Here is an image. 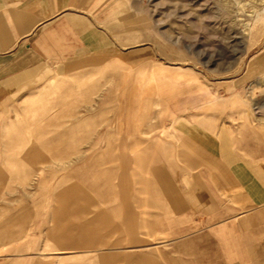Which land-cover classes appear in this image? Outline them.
Returning a JSON list of instances; mask_svg holds the SVG:
<instances>
[{
  "label": "rangeland",
  "instance_id": "374dc122",
  "mask_svg": "<svg viewBox=\"0 0 264 264\" xmlns=\"http://www.w3.org/2000/svg\"><path fill=\"white\" fill-rule=\"evenodd\" d=\"M78 9L89 18L90 26L104 32L108 47L103 59L73 69L82 73L81 79L67 80L79 89L87 85V94H46L40 106L46 112L3 113L14 123L35 126L0 129V141L7 136L16 140L19 133L26 140L19 147L22 155L30 147L41 150L40 158L27 161L31 174L26 179L16 174L0 176V264H55V255L61 253L73 257L65 264H176L175 241L129 248L116 216L105 227L108 245L58 251L48 232L53 217L43 216L37 229L31 219L19 222L17 215L28 209L30 201L55 199L60 193L57 188L80 181L73 173L80 172L85 160L91 164L90 172L99 177L107 174L112 186L106 194L117 199L120 164L143 151L145 131L155 135L164 130V122L175 126L176 119L203 118L218 125L228 120V140L234 151L246 157V153L264 155V0H81ZM110 65L114 71L107 68ZM173 68L185 69L186 76L195 77L204 89L187 85L188 77L177 81L174 94L161 93L154 83L149 84L152 70L166 79L173 75ZM65 82L64 78L47 80L41 87L47 93ZM50 100L58 105L50 107ZM10 102L15 109L17 97ZM65 107L73 110H60ZM2 118L0 114V122ZM49 119L64 124V129L81 125L54 153L40 142V126ZM6 146L10 152L17 151V145ZM4 149L0 143V153ZM15 162L0 158V171L12 172ZM125 171L129 174L130 169ZM87 193L96 199L100 192ZM97 210L108 209L90 208L73 220H91ZM77 234L74 229L73 236ZM154 251L159 256L153 261L129 260Z\"/></svg>",
  "mask_w": 264,
  "mask_h": 264
},
{
  "label": "crops",
  "instance_id": "0c3cea01",
  "mask_svg": "<svg viewBox=\"0 0 264 264\" xmlns=\"http://www.w3.org/2000/svg\"><path fill=\"white\" fill-rule=\"evenodd\" d=\"M80 6L81 0H0V129L35 126L14 123L3 113L46 112L40 107L41 96L87 94V85L79 89L67 80L81 76L73 72L81 64L103 59L108 47L104 32L90 26ZM107 68L114 71L113 65ZM173 69L166 79L152 70L149 84L154 83L161 93L174 94L177 81L188 77L187 85L204 89L195 77L186 76L185 69ZM59 78L66 82L47 93L42 90L44 82ZM12 97H17L15 109L10 108ZM64 102L67 105L69 100ZM57 105L49 101L50 107ZM200 119H176L175 126L164 122V130L155 135L145 131L143 151L134 152L130 162L119 166L117 199L106 194L112 186L107 174L99 177L90 172L91 164L85 160L80 172L73 173L80 181L57 188L60 193L55 199L30 201L28 209L17 215L18 221L29 218L39 229L43 216L53 217L48 232L58 251L108 245L105 227L116 216L127 247L175 241L176 264H264V155L246 153V157L234 151L228 140V120L218 125ZM54 122L49 119L39 131L43 148L52 153L81 127L64 129V124ZM7 138L0 141L5 145L0 158L16 162L12 172L8 168L0 176L23 175L24 180L31 174L27 161L38 158L41 147L23 149L22 155L19 147L26 143L24 136ZM8 144L17 145V151H8ZM90 191L100 193L92 199ZM133 192L139 193V199ZM94 207L108 210H97L91 220H73ZM158 256L154 251L129 260L144 263ZM72 258L56 254L54 262L65 264Z\"/></svg>",
  "mask_w": 264,
  "mask_h": 264
}]
</instances>
